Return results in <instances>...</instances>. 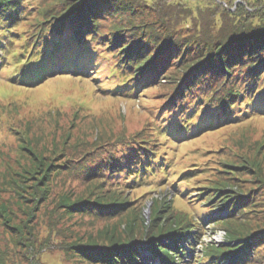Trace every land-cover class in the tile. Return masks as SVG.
Instances as JSON below:
<instances>
[{
	"label": "rangeland",
	"instance_id": "374dc122",
	"mask_svg": "<svg viewBox=\"0 0 264 264\" xmlns=\"http://www.w3.org/2000/svg\"><path fill=\"white\" fill-rule=\"evenodd\" d=\"M146 1L152 5L159 0ZM54 3L29 0L18 32L30 36L31 21L41 18V10ZM168 3L175 7L165 8L163 15L175 19L166 21L164 28L180 36L215 34L225 24H257L258 15L264 11V0H163V4ZM112 23H105L106 32ZM20 42L23 40L16 46ZM187 46L183 43L177 47L183 51ZM190 48L189 54L198 50L194 44ZM96 56L98 65L89 70V75L60 74L34 89L11 84L13 67L5 66L12 60L0 63V264H99L83 262L76 255L77 246L109 244L117 238L140 240L147 231L150 235L151 230H157L156 226L164 225V230H169L179 218L202 232L192 249L188 247L190 255L178 264H198L202 258L207 259L203 256L207 245H239L241 241H225L224 229L231 224L264 234V117L248 115L238 123L203 130L177 142L165 141V136L159 134L167 124L162 118L167 115L176 87L181 85L179 80L175 83L167 79V73L173 78L185 76L188 71L183 74L173 67L137 95L115 96L101 90L106 82L92 79V69L107 76L114 59L108 51ZM154 143L164 144L159 150L163 157L172 158L170 170L176 172L174 176L161 180L158 175L145 185L125 184L120 182L124 172L84 178L79 172L63 169L69 159L72 161L68 163L77 167L103 165V157L120 156L128 145L154 149ZM58 165L61 168L56 169ZM194 169H198L191 175L194 179L182 182L181 172ZM45 173L49 174L48 186L41 183ZM210 182L225 184L227 193L240 200L252 199L250 205H243V210L250 207L249 213L223 227L219 222L226 214L215 218L218 221L208 220L209 211L201 217L196 194L205 193L203 186ZM35 183L40 184L38 188ZM38 189L47 192L42 200L36 196ZM78 199L88 200L100 211L72 213L61 205ZM114 201L127 204L114 213L111 205H99ZM156 211L158 221L153 219ZM152 242L138 245L146 264L159 263L147 250ZM252 248L249 264H264V242Z\"/></svg>",
	"mask_w": 264,
	"mask_h": 264
},
{
	"label": "trees",
	"instance_id": "16d2710c",
	"mask_svg": "<svg viewBox=\"0 0 264 264\" xmlns=\"http://www.w3.org/2000/svg\"><path fill=\"white\" fill-rule=\"evenodd\" d=\"M28 1L0 0V63L12 60L5 68L13 67L9 80L13 85L34 89L60 74L89 75V70L98 65L94 60L96 55L108 51L114 59L110 73L104 76L95 68L92 69L95 71L92 79L106 82L101 90L110 95H137L141 88L155 83L173 67L183 74L188 71L185 76L173 78L171 73H167V79H174L175 83L179 80L181 85L176 87L172 102L170 100L165 111L167 115L162 118L167 124L159 129V134L165 136V141L177 142L181 137H190L203 130L238 123L248 115L264 117V11L258 15L260 20L257 24H225L215 34L204 32L202 36L194 37V34L180 36L176 31L164 28L166 21L174 22L175 19L164 16V9L175 6L163 4V0L152 5L146 0H54L52 6L43 8L38 14L41 18L31 21L33 33L29 36L26 32H18V23L26 15L24 5ZM147 7L149 12L144 10ZM223 10L230 18L228 11ZM110 21L113 23L106 32L105 23ZM21 39L23 42L16 46ZM183 43L188 46L182 51L177 46ZM193 44L198 46V50L189 54ZM178 99L182 100L177 108ZM160 145L164 144L154 143L153 147H157L154 149L128 145L120 156L103 157V165L77 167L68 163L72 161L69 159L63 169L79 172L84 178L105 172L110 175L124 172L120 182L145 185L157 179L158 175L163 180L176 174L170 170L172 158L163 157ZM58 167L61 168L58 165L56 169ZM197 171L181 172L182 182L192 181L194 176L191 175ZM48 182L49 174L45 173L41 183L48 186ZM33 185L38 188L40 184ZM205 185H208L203 186L206 192L196 194L199 199L195 200L201 209V217L209 211L208 220L218 221L215 218L226 214L219 222L223 227L249 213V206L243 210V205L252 203L249 197L240 200L236 195H229L225 184L210 182ZM46 191L38 189L36 196L42 200L47 195ZM205 203H210V206H204ZM126 204L114 201L99 205H111L115 208L112 210L114 213ZM61 205H66L72 213L100 211L84 199L73 204L62 202ZM157 213L153 219L158 221ZM191 225L185 218H179L169 230L165 231L164 225L156 226L157 230H151L150 235L147 231L140 240L117 238L103 245L79 244L76 255L88 263L146 264L138 245H147L153 240L147 250L159 261L158 264H178L177 261L181 263L185 255H190L188 247L192 249L202 232H196L198 228ZM231 225L224 229L225 241L241 243L237 246H225V242L207 245L203 254L207 259L202 258L198 264H208V259L212 264L251 263L252 247L264 242V234ZM241 247L245 250L242 251Z\"/></svg>",
	"mask_w": 264,
	"mask_h": 264
},
{
	"label": "water",
	"instance_id": "95a60500",
	"mask_svg": "<svg viewBox=\"0 0 264 264\" xmlns=\"http://www.w3.org/2000/svg\"><path fill=\"white\" fill-rule=\"evenodd\" d=\"M227 245V244H226Z\"/></svg>",
	"mask_w": 264,
	"mask_h": 264
}]
</instances>
